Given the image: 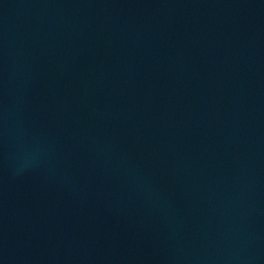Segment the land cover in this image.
<instances>
[{
    "label": "water",
    "instance_id": "obj_1",
    "mask_svg": "<svg viewBox=\"0 0 264 264\" xmlns=\"http://www.w3.org/2000/svg\"><path fill=\"white\" fill-rule=\"evenodd\" d=\"M0 264H264V0H0Z\"/></svg>",
    "mask_w": 264,
    "mask_h": 264
}]
</instances>
